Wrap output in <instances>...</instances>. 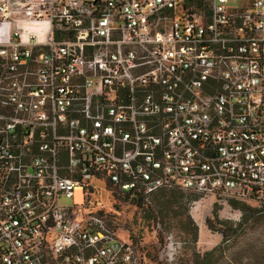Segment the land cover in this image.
<instances>
[{
	"label": "built area",
	"instance_id": "obj_1",
	"mask_svg": "<svg viewBox=\"0 0 264 264\" xmlns=\"http://www.w3.org/2000/svg\"><path fill=\"white\" fill-rule=\"evenodd\" d=\"M97 182L264 211V0H0V264H140Z\"/></svg>",
	"mask_w": 264,
	"mask_h": 264
},
{
	"label": "rangeland",
	"instance_id": "obj_2",
	"mask_svg": "<svg viewBox=\"0 0 264 264\" xmlns=\"http://www.w3.org/2000/svg\"><path fill=\"white\" fill-rule=\"evenodd\" d=\"M96 185L87 197L89 207L80 210V216L82 212L99 211L120 238L135 242L141 252V264H191L194 251L204 252L222 244L220 228L231 235L225 244V256L240 264H264V211L255 201L230 207L190 192L171 191L140 204L104 182ZM61 203L72 206L73 199L62 198ZM242 214L249 221L240 226ZM209 220L214 229L208 226ZM167 252H173L171 262L166 259ZM229 262L223 258L220 264Z\"/></svg>",
	"mask_w": 264,
	"mask_h": 264
},
{
	"label": "trees",
	"instance_id": "obj_3",
	"mask_svg": "<svg viewBox=\"0 0 264 264\" xmlns=\"http://www.w3.org/2000/svg\"><path fill=\"white\" fill-rule=\"evenodd\" d=\"M115 189L120 190L118 188H115ZM120 191L127 194V195H130L133 200H136L140 204L141 203H148V202H145L140 195L135 194L133 191H122V190H120ZM171 191L172 192H179L182 194L186 193V192H183L181 190H161V191L155 193L154 195H157L161 192H171ZM191 194H193L195 197L199 196L198 194H194V193H191ZM230 202L234 207H238L239 204L244 203V201H237V200H231ZM248 221H249V218L247 217V215L242 214V220L240 221L239 225L240 226L245 225L246 223H248ZM208 226L210 228L214 229V225L212 224V222L210 220L208 221ZM219 230L223 234L222 244L214 247L213 249L206 250L204 252L194 251L193 252V258L191 260V264H220L223 258L228 259L230 261L229 264H240L237 261L225 256V244H227V242L231 239V235H229L227 229L220 228ZM141 263H142V256H141L140 264Z\"/></svg>",
	"mask_w": 264,
	"mask_h": 264
}]
</instances>
